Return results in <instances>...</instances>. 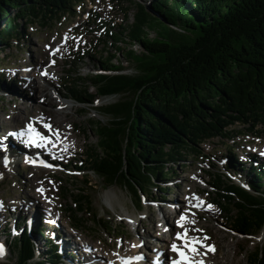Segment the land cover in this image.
<instances>
[{"label":"trees","instance_id":"16d2710c","mask_svg":"<svg viewBox=\"0 0 264 264\" xmlns=\"http://www.w3.org/2000/svg\"><path fill=\"white\" fill-rule=\"evenodd\" d=\"M130 2L137 7L132 23L114 28L103 22L102 26L136 73H121L125 67L119 58L112 53L101 55L97 67L114 74L75 78L71 71L74 80L69 82L68 98L85 106L101 97H122L104 107L105 114L114 117L110 125L91 121L96 145L90 147L86 162L80 161L75 168L93 173L105 187H126L140 202L139 194L154 186L166 195L171 189L161 183L174 180L182 158L201 155L198 148L207 141L228 138V128L236 122L264 133V0H151L149 6L139 0ZM84 3L0 0V46L23 43L24 20L43 26L62 22ZM150 32L155 35L151 37ZM120 42L127 43V48ZM80 80L82 86L77 84ZM239 168L249 172L239 176L248 188L231 179L237 172L230 167L228 176L210 173V185L216 204L228 208L234 231L258 237L264 228V164L240 162ZM82 182L89 185L87 179ZM84 186L71 190L74 205L67 208L76 229L85 221L80 214L92 211ZM47 242V257L37 259L28 235L15 237L11 240L15 264H63L57 247L48 238ZM248 262L264 264V241L254 247Z\"/></svg>","mask_w":264,"mask_h":264},{"label":"rangeland","instance_id":"374dc122","mask_svg":"<svg viewBox=\"0 0 264 264\" xmlns=\"http://www.w3.org/2000/svg\"><path fill=\"white\" fill-rule=\"evenodd\" d=\"M139 1L147 6L151 2ZM136 8L130 0H85L72 16L63 18L62 22L51 21L47 26H43L39 22L29 24L24 20L21 22L22 27L26 28L23 32L25 36L23 44L15 43L10 48L0 46V74L3 75L0 76V140L7 137L11 130H17L24 122L29 121L34 126L42 124L45 128L47 125L49 134H54L58 139L52 142L60 141L62 144L59 149L63 150L56 156V150H53L54 153L44 152V156L54 162L50 167L53 169L50 170L32 167L20 157L4 168L5 160L0 155V202L6 205V209L0 213V235L3 238L10 232L12 235L8 238L11 239L20 233L30 217L25 210L27 208L25 204L35 195L47 214L45 222L49 229L45 237L56 242L57 252L61 251V242L80 243L78 253L73 251V254L65 253L68 263L77 264L79 250L89 255L95 251L96 246L102 250L100 253L110 258L121 253L120 250L122 252L131 250L138 244L137 247L142 250V254L139 255H144L146 261V254L154 250L155 239L161 236L165 220L173 223L184 213L192 217V221L187 224V229L192 235L201 239L205 247L214 248V251L209 253V264H249L248 258L254 247L259 246L263 240L234 231L229 222L228 208L223 204H216L215 190L210 185L212 182L210 173L223 172L226 166L237 162V166H232L233 170L238 173V177L240 175L246 177L249 172L240 171V162L247 166L252 162L264 164L259 155L260 152H264L262 130L255 128L251 131L238 122L229 126L231 134L228 138L219 137L207 141L198 148L201 155L187 154L186 158H182L183 161L178 163L177 176L174 180L161 183V187L171 189L167 196L154 186L150 191L147 189L146 194H139L140 202L126 187L120 185L105 187L93 173L88 174L75 168L80 161L86 162L90 147L96 145L97 136L92 130L91 121L98 120L104 125H110L114 117L106 115L104 107L120 102L122 97L120 95L101 97L94 105L80 106L68 98L69 82L74 80L69 76L70 72L73 71L74 75L76 73L75 78H84L98 72L101 70L97 67L101 55L112 53L125 67L121 73L135 74V66L127 61L124 52H118L113 47L114 42L105 36L103 27L106 26L102 24L107 22L114 28L123 26L124 23L129 25L134 21ZM89 16L92 17L91 20L88 19ZM150 34L151 37L155 35L154 32ZM119 45L123 49L127 48V43L120 42ZM132 48L141 50L139 46ZM103 49L106 50L105 53ZM80 81L77 84L82 86L83 80ZM42 86L48 88L47 91L35 93V90ZM12 89H16V94L20 95H16ZM89 90L90 93L96 94L94 88ZM49 101L52 106L48 104ZM53 111L61 116L58 115L57 118ZM41 113L44 115L43 119ZM60 124L63 125V130L59 129V126L62 128ZM231 147L234 148L232 152ZM75 177H80L81 182L76 181ZM238 177L233 178L240 180ZM84 179L88 180L89 185H83ZM243 181L239 182L246 184ZM262 181L264 182V178ZM77 186L87 188L93 203L91 212L80 214L85 221L79 229L73 227L71 212L67 209L74 205V194L71 190ZM44 194L47 196L44 197ZM196 198L197 202L204 198L207 202L193 205ZM53 199L54 203L51 201ZM53 205L58 209L54 212L58 228L53 227L54 223L48 219L50 212L47 209L53 210L50 207ZM176 205L179 207L182 205L187 209L185 212L175 213L174 216L172 207ZM94 213L97 214L96 218L93 216ZM13 219L16 222L21 221L19 224L22 226L17 230ZM30 235L35 236L33 232ZM35 242L43 254L47 253L48 250L43 247L44 238L35 237ZM120 245H125L124 249L120 248ZM70 254L73 255V259ZM12 256L10 253L7 259L0 260V264H15V258ZM104 260L105 258L99 256L96 262L102 264Z\"/></svg>","mask_w":264,"mask_h":264},{"label":"bare ground","instance_id":"6f19581e","mask_svg":"<svg viewBox=\"0 0 264 264\" xmlns=\"http://www.w3.org/2000/svg\"><path fill=\"white\" fill-rule=\"evenodd\" d=\"M53 73V72H52ZM51 73V74H52ZM55 74V73H54ZM44 80V79H43ZM24 87H27V86H24ZM24 89V88H23ZM41 89V90H40ZM48 89V88H47ZM47 89H46V87L45 86H42V87H40L39 89L37 88V90H35V93L37 92L38 93V91L39 92H42V93H44V92H46L47 91ZM12 90H14L15 92V94H16V89H12ZM12 92V91H11ZM16 95H20V93H17ZM51 98V97H50ZM49 99V98H48ZM51 100V99H50ZM52 101V100H51ZM51 101H49V105H51L52 106V103H50ZM53 102V101H52ZM53 104H55L54 102H53ZM53 113H54V115L55 116H57V118H58V115H60L61 116V114H59L58 112H54L53 111ZM52 113V114H53ZM42 115H43V113H41ZM65 116H66V114H64ZM42 118L44 117V115L43 116H41ZM56 118V117H55ZM17 119V118H16ZM19 120H21V119H19ZM54 124H55V122H54ZM61 125V127L62 128H60V126H59V129H62L63 130V125L62 124H60ZM24 127H20V129L21 128H29V127H31V128H35V127H32L31 126V124L29 123V121H26V122H24V125H23ZM44 134H46L47 133V131L46 130H44V132H43ZM46 135H48V134H46ZM51 138V137H50ZM0 143H2L1 141H0ZM58 153L60 154L61 152H63V150H61V149H59L58 148ZM0 155L1 156H3V157H5V161L7 160L8 162H9V164H11V163H14L15 162V160L16 159H18L19 157L22 159V161L23 162H25L24 160L25 159H27V161H30V160H36V158H38V156L37 155H40V151H39V149H37L36 147H33L31 150H27L26 152L24 151V148H22V147H20V148H17V149H13V148H11V147H8V148H4V147H2V146H0ZM262 159V158H261ZM264 160V159H263ZM7 166H8V164L7 163H5ZM4 165V164H3ZM6 165H4V168H7V166ZM10 166V165H9ZM228 167V166H227ZM50 194V193H49ZM51 195V194H50ZM43 196H47L46 194H44ZM197 200H198V198H196V199H194V201H193V205H199L200 204V202H197ZM51 201H53V203H54V199L53 200H51ZM25 206H27V208L25 209L26 211H28V215L32 218V220L35 222V223H37V221H39L42 217H43V215H44V212H43V209H44V206L42 205V203L40 202V200H38V198H37V196H33V198H31L30 199V202H27L26 204H25ZM24 206V207H25ZM50 207H52L53 208V213L55 212V211H57L58 209L57 208H55L54 207V205L53 206H50ZM180 208H181V210H183L184 209V207L182 206V205H180ZM54 216V215H53ZM164 217H166V213H164ZM180 223H181V221H179ZM181 225H183L182 223H181ZM167 226H170L169 225V221L167 220ZM56 228H58V225L56 224ZM54 229V228H53ZM185 229V228H184ZM166 230H168V229H166ZM176 229L174 228V227H171V229L169 230L170 232H172V233H170V234H168V235H166V237H160V236H157V238L155 239V241H157V245L156 246H154V249H155V247L158 249V250H152L150 253H148L147 254V256H148V258L150 259V258H152L151 259V262H150V264H158L157 262H156V256H157V254L159 253V252H163V254H164V256H167V255H169L168 253H169V246H168V243L173 239V237H174V234H173V232L175 231ZM62 231V230H61ZM61 231H58V233H61ZM258 235V234H257ZM64 238V237H63ZM159 238V239H158ZM258 238H260V239H262L263 241H264V228H263V230H262V232H261V234L259 235V237ZM64 241V240H63ZM67 241H69V240H67ZM81 241H82V239H81ZM80 243L78 242L77 244L76 243H71L70 241L67 243V244H65L64 242H61L60 243V245H61V253H62V257H64V260H65V262H66V264H72V263H68L67 261H66V259H65V253H72L73 254V252H76V253H78V251H77V249L79 248L78 247V245H79ZM84 244H86V243H83V245ZM139 245V244H138ZM138 245H135L133 248H131V250H123V252H121V253H119V254H117V255H115V256H113V257H110V258H107L106 256H105V254L104 253H100L102 250L101 249H99V248H96V246H95V251H92V253L90 254L89 253V255H86L85 253H82L81 252V250H79V255H78V260H77V264H91V262L92 263H96V264H98L96 261H97V259H98V257L99 256H102V258H105V261L106 262H114L115 264H125V259L126 258H129V257H133V256H135V254H140L141 252H142V250H141V248H139V247H137ZM145 245V244H144ZM124 246L125 245H120V248H123L124 249ZM150 247V246H149ZM69 249V251H66V249ZM152 248V247H151ZM80 249V248H79ZM71 250V251H70ZM73 251V252H72ZM81 255V256H80ZM95 255V256H94ZM98 255V256H97ZM70 257H71V259H73V255H71L70 254ZM76 258V255H74V259ZM105 261L103 262V263H105ZM134 263H138L137 261H134ZM74 264H76V263H74ZM207 264H208V262H207Z\"/></svg>","mask_w":264,"mask_h":264},{"label":"snow or ice","instance_id":"6c2138e0","mask_svg":"<svg viewBox=\"0 0 264 264\" xmlns=\"http://www.w3.org/2000/svg\"><path fill=\"white\" fill-rule=\"evenodd\" d=\"M41 139H43V137H41ZM0 207H2V205H0ZM184 219H185L184 216H181V217H180V220H181V221H183ZM177 223H178L179 226H181V227L183 226V225L180 224L179 221H178ZM177 238H178V239H183V240H184V246H185L186 248H188L189 251H195V245L199 243V241H196V240L189 241V240L187 239L186 234H185L183 237H181L180 234H178V235H177ZM172 249H173V251H179L178 248H177V245H176V244H173V245H172ZM2 250H3V246L0 245V253H2ZM209 250H210V251H214V248H212L211 246H209ZM181 256L183 257V253H181ZM185 264H190V262H188V261L185 259Z\"/></svg>","mask_w":264,"mask_h":264}]
</instances>
